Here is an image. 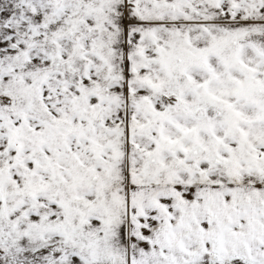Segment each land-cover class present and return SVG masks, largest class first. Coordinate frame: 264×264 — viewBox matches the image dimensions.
<instances>
[{
    "label": "snow or ice",
    "instance_id": "1",
    "mask_svg": "<svg viewBox=\"0 0 264 264\" xmlns=\"http://www.w3.org/2000/svg\"><path fill=\"white\" fill-rule=\"evenodd\" d=\"M0 264H264V0H0Z\"/></svg>",
    "mask_w": 264,
    "mask_h": 264
}]
</instances>
